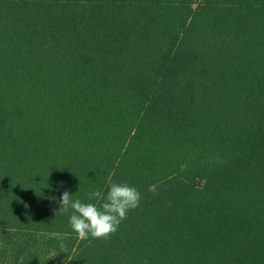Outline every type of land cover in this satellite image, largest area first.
I'll return each mask as SVG.
<instances>
[{
	"label": "trees",
	"instance_id": "16d2710c",
	"mask_svg": "<svg viewBox=\"0 0 264 264\" xmlns=\"http://www.w3.org/2000/svg\"><path fill=\"white\" fill-rule=\"evenodd\" d=\"M0 264H264V0H0Z\"/></svg>",
	"mask_w": 264,
	"mask_h": 264
},
{
	"label": "clouds",
	"instance_id": "9594fccd",
	"mask_svg": "<svg viewBox=\"0 0 264 264\" xmlns=\"http://www.w3.org/2000/svg\"><path fill=\"white\" fill-rule=\"evenodd\" d=\"M148 191L155 193L156 185H149ZM87 199L89 202L73 199L72 194L64 191L58 201V212L67 213L71 209L68 223L72 232L80 239L107 238L118 231L129 211L139 207L142 195L129 181H113L106 193L95 189L87 193ZM51 235L60 239L57 233ZM59 247L65 248L62 240Z\"/></svg>",
	"mask_w": 264,
	"mask_h": 264
}]
</instances>
